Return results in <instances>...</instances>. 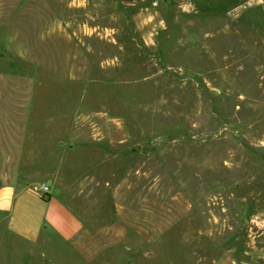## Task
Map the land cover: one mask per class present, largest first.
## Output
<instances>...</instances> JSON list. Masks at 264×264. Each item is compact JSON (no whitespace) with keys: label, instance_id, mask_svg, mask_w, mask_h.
I'll return each mask as SVG.
<instances>
[{"label":"rangeland","instance_id":"374dc122","mask_svg":"<svg viewBox=\"0 0 264 264\" xmlns=\"http://www.w3.org/2000/svg\"><path fill=\"white\" fill-rule=\"evenodd\" d=\"M24 103L83 219L51 264H264V0H0Z\"/></svg>","mask_w":264,"mask_h":264},{"label":"crops","instance_id":"0c3cea01","mask_svg":"<svg viewBox=\"0 0 264 264\" xmlns=\"http://www.w3.org/2000/svg\"><path fill=\"white\" fill-rule=\"evenodd\" d=\"M24 104L23 113L0 111V264H51L53 246L66 248L83 230V219L62 199L64 189L57 182L56 193L51 187L46 197L37 191L48 186L36 180L45 179L46 169L50 173L51 138L37 154Z\"/></svg>","mask_w":264,"mask_h":264},{"label":"built area","instance_id":"2783aa9c","mask_svg":"<svg viewBox=\"0 0 264 264\" xmlns=\"http://www.w3.org/2000/svg\"><path fill=\"white\" fill-rule=\"evenodd\" d=\"M38 192H40L41 194H43V196H48L50 193V188L47 185H43L40 188H36Z\"/></svg>","mask_w":264,"mask_h":264}]
</instances>
